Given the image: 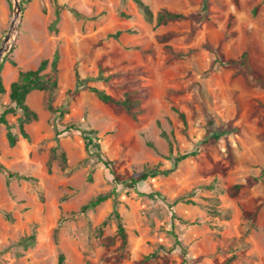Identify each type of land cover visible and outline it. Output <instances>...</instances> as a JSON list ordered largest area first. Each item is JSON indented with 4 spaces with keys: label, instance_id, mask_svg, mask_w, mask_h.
<instances>
[{
    "label": "rangeland",
    "instance_id": "1",
    "mask_svg": "<svg viewBox=\"0 0 264 264\" xmlns=\"http://www.w3.org/2000/svg\"><path fill=\"white\" fill-rule=\"evenodd\" d=\"M142 1L152 21L135 0H33L17 19L14 0H0V45L18 22L0 60V113L13 105L10 86L20 71L51 62L56 51L53 106L64 111L57 120L48 92L34 90L27 103L38 119L24 125L28 138L19 110L6 115L7 124L0 122V264H58L61 253L66 264H136L153 253L158 256L148 264H218L233 254V264H264V88L241 67L222 66L216 55L218 47L227 58L247 51L264 75V0ZM164 8L187 18L157 25ZM117 31L118 38L111 36ZM168 31L177 33L169 42L175 50L195 51L184 57L166 53L157 35ZM104 55L111 68L105 75L114 74L108 83L96 79ZM76 70L86 84L116 96L148 86L146 111L133 119L91 91L72 97ZM59 123L60 129L74 124L80 130L58 134ZM82 130L98 146L92 153ZM208 131L220 138L205 144ZM196 148L170 174H148L153 167L172 168L174 156ZM96 151L138 183L117 184ZM235 184L242 188L232 195ZM100 195L109 197L82 209ZM114 208L129 234V253L120 261L103 259L120 245L117 220L104 224Z\"/></svg>",
    "mask_w": 264,
    "mask_h": 264
},
{
    "label": "trees",
    "instance_id": "2",
    "mask_svg": "<svg viewBox=\"0 0 264 264\" xmlns=\"http://www.w3.org/2000/svg\"><path fill=\"white\" fill-rule=\"evenodd\" d=\"M33 0H20V4L22 8L24 7V4L31 2ZM56 2V0H54ZM138 4L139 8L144 13L145 17L152 21L154 19V14L150 7L142 0H135ZM234 4L239 5V0H232ZM56 14L57 18L56 21L59 19L60 15V6L56 5ZM259 9V5L255 6L253 10V14L256 15ZM73 12L77 16H81L82 14L79 13L77 10H73ZM187 18V15L182 12L172 11L167 8L162 9L158 12L156 16V22L157 25L167 24L172 21H179L182 19ZM234 15L231 14L229 17V23L228 27H231L233 24ZM52 29L56 30L55 23L52 25ZM234 33V32H233ZM122 34V31H117L115 34L111 35L113 37L118 38ZM175 36H177V33L174 31H168L163 34L157 35V40L162 43L164 46V50L166 53L171 55L172 57H184L187 55L192 54L195 49L189 48L186 52L184 51H177L175 48L169 43ZM217 55V61L225 67L228 66H239L243 70L244 74L249 78V80L264 88V75H262L259 71H257L251 64L250 56L247 51H243L235 58H227L225 57L224 53L221 51L220 47L216 50ZM105 59V55L102 56L99 62V75L96 79L103 80L104 82L108 83L111 81L112 77L114 76L113 73L109 75H105V72L108 70H111L109 66H106L103 64ZM59 61H60V53L59 51H56L53 57V60L49 62V60H43L40 65L36 69H30V70H21L19 73V77L16 81L11 83L10 86V99L13 105L6 107L1 113H0V122H3L7 124L6 115L8 113H15L16 111H20L21 115L19 117V123H20V129L24 137L28 138L29 135L25 130L24 125L26 123H29L33 120L38 119V113L34 111L27 103V97L28 95L34 91V90H42L48 92V108L58 113L56 118L59 120L63 114V110H58L54 108L53 106V93L59 86ZM13 65H16L15 61H11ZM51 65V68L48 72H45L48 65ZM2 64H0V93L5 92V87L2 81ZM130 81V80H129ZM83 90L91 91L96 94V96L104 103L107 104H113L119 107L121 110L125 111L128 115H130L133 119H138V117L146 111V107L144 106V102L147 99L148 95V86L139 85L134 88H130L126 90L121 96L112 95L110 93H107L104 89H100L96 86H92L89 84H86V80L81 78V75L78 70H76V82L73 89L68 90L69 95L72 97L77 95ZM179 115L184 122L185 125H187V119L183 112H179ZM61 123L57 126V132L58 134H61L65 131L71 130V129H79L78 126L71 124L69 126L65 125L63 129H60ZM80 130V129H79ZM82 134L84 136V139L86 141V146L88 149V152L94 151L98 146L92 147L94 145V137L86 130H82ZM220 133L211 132L208 131V133L205 136L204 143L208 144L211 141L218 140L220 138ZM7 137L9 140L10 145H15L17 142V136L13 134V132L10 130V126H8V132ZM198 148L192 150L191 152H186L184 154H177L173 157V167L170 169H160L159 167H153L148 170V174L150 176H157L160 174L168 175L170 174L174 169H176L181 161L188 158L189 156H194L197 154ZM98 154V158L100 161H102L106 166L110 167L112 169V174L114 175V180L117 184H137L139 179H137L134 175H130L128 173L121 174L116 171V169L113 167L114 161H110L105 159L100 152L96 151ZM63 157H65L64 154H62ZM14 177V174L9 173L8 178L11 179ZM258 180V178L256 179ZM242 188L241 184H235L231 188V194L237 195ZM143 195H148L150 197L159 196L161 197L160 192H142ZM109 196L107 195H100L97 198L92 199L88 204L83 206V210L86 211L89 208L95 207L101 202L105 201ZM251 214L252 213H248ZM112 217H114L117 220V234L120 238V245L115 250H110L108 254H106L103 259L110 260L112 258H116V260L120 261L127 257L129 253V234L123 224V218L121 213L114 208L112 214L105 219L104 224H107L111 221ZM173 233V232H172ZM174 237L177 239V235L173 233ZM178 241V240H176ZM179 243V242H177ZM158 256L157 253L149 254L141 258L136 262V264H148L151 260L155 259ZM238 258L237 254H233L231 256H228L225 258V260L218 264H233V262ZM58 264H66V256L61 253L59 255ZM85 264H92L90 262H87ZM182 264H188L187 260L184 259Z\"/></svg>",
    "mask_w": 264,
    "mask_h": 264
},
{
    "label": "water",
    "instance_id": "3",
    "mask_svg": "<svg viewBox=\"0 0 264 264\" xmlns=\"http://www.w3.org/2000/svg\"><path fill=\"white\" fill-rule=\"evenodd\" d=\"M14 2H15L14 15H15V18L17 19L22 12V6L20 4V0H14ZM12 36H13L12 30L10 29V31L7 33L3 42L0 45V60L2 59V56L4 55V53L11 47ZM13 38H14V36H13Z\"/></svg>",
    "mask_w": 264,
    "mask_h": 264
},
{
    "label": "bare ground",
    "instance_id": "4",
    "mask_svg": "<svg viewBox=\"0 0 264 264\" xmlns=\"http://www.w3.org/2000/svg\"><path fill=\"white\" fill-rule=\"evenodd\" d=\"M17 23H18V22L15 20V21H14V24H13L12 27H11L12 35H13V36L16 34ZM13 36H12V39H13Z\"/></svg>",
    "mask_w": 264,
    "mask_h": 264
}]
</instances>
